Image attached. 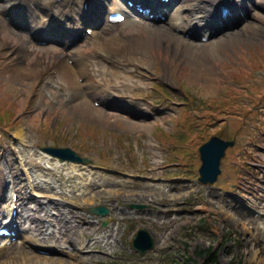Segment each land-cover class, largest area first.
<instances>
[{
	"label": "rangeland",
	"instance_id": "rangeland-1",
	"mask_svg": "<svg viewBox=\"0 0 264 264\" xmlns=\"http://www.w3.org/2000/svg\"><path fill=\"white\" fill-rule=\"evenodd\" d=\"M78 1L81 4L82 0ZM116 2L126 6V0ZM244 18L255 21L254 27L241 30L240 22L228 29L241 34L224 48L218 47L221 40L214 37L213 45L202 43L215 51L208 49L202 54L200 50L206 47L201 38L191 40L198 45L195 55L201 54L209 66L208 75H194L197 68L191 60L198 57L174 55L163 46L147 48L137 56L147 62L145 70L142 65L137 69L147 75L148 93L146 102L136 99L134 105L146 103L151 114L140 115L117 106L101 108L100 102L91 99L90 106L107 113L98 117L77 106L79 99L69 101L65 85L61 89L58 84L49 85L50 91L43 97L50 76L58 72L54 71L58 57L54 50L59 46L54 43L37 46L28 59L24 58L27 69L40 63L41 74L21 76L14 86L6 79L8 74H0V160L4 151L10 150L9 158L22 165L21 186L31 181V186H39L33 187L35 194L77 206L83 215L68 224L69 228L76 224L72 233L45 241L36 237L41 243L63 250L65 244H75V238L87 245L101 236L96 247L83 252L72 246L74 254L82 257L78 264H201L204 257L198 256V251L210 248L219 264H264V228L258 225L263 221L249 213H264V0ZM138 27L144 29L140 34ZM157 27L154 21L143 18L117 27L101 24L95 30L99 34L84 35L79 44L85 47L84 53H92L105 37H123L121 51L134 48L131 56L135 57L136 46L152 38ZM6 32L12 34L11 30ZM5 60L0 53V68ZM110 76L99 79L111 82L114 78ZM20 125L26 129L23 143L15 136ZM219 132L234 137L236 148L229 149L223 158L219 180L205 185L199 182L200 142ZM150 141L161 151L160 165L152 163L157 155ZM46 148L72 149L89 159L79 162L87 169L68 173L71 163L76 162H60ZM100 168L109 170H102L105 177L114 171L126 173L130 183L112 187L103 174H97ZM4 169L0 164V176ZM90 173L93 178L86 182L92 181L93 186L79 190L84 185H74L76 177L82 182L78 179H87ZM50 184H63L61 193L50 190ZM94 207H106L109 213L92 215L89 210ZM79 223L82 228H78ZM140 229L148 230L156 241L145 254L132 245ZM18 244L0 255V264H49L37 260L38 254L61 258L65 264L73 261L66 250L31 248L28 244L22 246L29 254L22 255L16 249Z\"/></svg>",
	"mask_w": 264,
	"mask_h": 264
},
{
	"label": "bare ground",
	"instance_id": "bare-ground-1",
	"mask_svg": "<svg viewBox=\"0 0 264 264\" xmlns=\"http://www.w3.org/2000/svg\"><path fill=\"white\" fill-rule=\"evenodd\" d=\"M136 1L146 6L158 2L157 0ZM262 2L263 0H173L171 4L173 5L172 7H169V5L165 7L159 6L162 15L166 16L165 19L158 17L157 20H153L155 23L159 24L157 27L159 28L158 31L152 34V38L136 46L135 57H132L131 53L134 48L124 53L121 51V43L125 41L123 37H105L104 41L98 43V49L92 53H84L85 47L83 45L75 47L79 37L82 36L84 30L88 28H98L101 24L109 27L118 26L108 22L109 15L104 18L99 13L101 10L105 11L110 6H116L117 9H114L115 11L123 10V8L119 6V4L114 3L113 0H82L81 4L78 0H0V14L10 17L9 20L0 18V39L3 43L7 44L4 46L2 42H0V53L6 57V60L0 68V74L3 76L8 74L6 79L11 86H14L16 79H20L21 76L29 77L33 72L41 74L43 68L40 63L33 64V68L27 69L23 64L24 58L27 57L28 59L29 54L36 51L35 47L39 46V42L37 41H42V39L56 41L61 47H55L56 50H54L58 52V57H56L57 62L54 64V71L58 72L55 76H50L48 86H46V90L42 92L43 97H45L47 90L50 91L48 89L49 85L58 84L57 86H59L60 89L65 85L67 86L65 91L69 101L79 99L77 106L83 107L84 111L93 113L98 117L102 115L105 116L107 113L100 112L95 107L90 106L89 100L91 99L100 101L101 108L117 106L123 111L130 110L140 115L151 114L150 107L146 103H139V106L134 105L136 99L146 102L145 98L148 93L144 79L147 75L141 72V69H137L142 65L143 70H145L147 62L139 60L137 56H139L140 53H145L147 48L152 50L155 45L163 46L164 48L170 49L174 55L182 53L184 57H198V59L191 60L193 67L197 68L194 71V75L199 76L201 73V75H208L210 73L208 69L209 66L202 58L201 54H198V56L195 55L194 51L198 49V45L193 43L191 39L194 37L209 36V41H211L212 37L218 35L222 29H229V27H232L231 25L236 22L242 23L243 26L241 30L253 28L255 21L245 19L244 14L246 12H253L257 7L261 6ZM86 5H88L87 10H85ZM68 7L71 8V10L66 12L65 10ZM223 8L229 10L226 16H223ZM153 13L158 14V10L156 9ZM256 20H258V18H256ZM135 22H137V19L133 18L125 20L123 24L126 23L129 25ZM141 25L146 26V24L143 23H141ZM147 26L149 25L147 24ZM9 30L12 31V34L6 32ZM177 30H180V32H177ZM136 31L140 34L144 29L138 27ZM107 32L108 31H104V33ZM97 34H99V32L94 30L92 35L95 36ZM240 34L241 31L239 30H226L217 37L218 40H221L218 47L220 49L224 48L229 40ZM152 43L156 44L151 45ZM210 45H213V41ZM203 47L206 48L200 50L202 54H204L205 50H214L208 48L209 45H204ZM83 54L87 55L83 56ZM67 57H69V59H74L73 64L69 63ZM181 60L182 59H180L179 62H181ZM108 73L114 78L113 81L104 83L99 79V76L103 75H105V78H108L110 76ZM56 78L58 80H56ZM32 85H35V83L33 82ZM107 97H110V102L107 101ZM15 136L19 138L22 143L24 142L27 135L23 125L17 127ZM150 144V148L153 149L155 155H157L152 163L160 165L159 158L161 157V151L159 148H156L151 141ZM8 152L9 150L4 151L3 158L0 160V164L5 166L3 176H0V200L5 202V205L2 206L6 207V216L0 219H3L7 224H18L16 230L21 237V244L17 242L19 243V248L16 249L20 254H29L27 250L23 249L22 245L24 244H31L38 248L47 247L56 249V246H46V244L40 243L39 239H36L34 233L36 232L35 227H37V225L35 224L40 221V218L35 213H30L24 205L20 204L21 212L17 215V220L13 221V205L11 204L13 202L14 193H19V203L20 199H28V193L24 191V187H19V190H17L19 181H22L20 176V168L22 167L9 158ZM86 166L85 164L71 163L67 172L73 174L82 173L83 169H87ZM100 170L101 171H98L97 174H103L104 178H106L112 187L121 186L123 188L125 184L130 183L126 181L127 177L125 175H128L126 173L112 171V175L105 177L103 171L109 172V170L103 168H100ZM4 172L7 174L5 175ZM91 172L93 173L94 171L91 170ZM97 174L95 176H97ZM129 176L133 177L132 174ZM72 178H74V176H72ZM77 178L78 177H76L73 184L85 186H81L79 190L82 191L89 186H93L92 181L89 183L86 182V180L93 178L91 173L87 179H78L82 182H77ZM104 178H100V180ZM7 181L13 182V185L11 184L13 194L10 202L5 194L4 188V185L10 184ZM62 185L63 184H58L56 189L59 186L62 188ZM49 189L51 190L52 187L49 186ZM7 203L11 204L6 206ZM65 203V201L57 200H52L51 202L53 206L58 208L59 213L58 217L52 221L54 226L55 224L61 226L63 222H65L64 226H67L71 222L83 217L82 213L77 211L79 210L77 206L66 205ZM44 204V202H41L40 206ZM249 213L257 219L260 218L263 222L258 221V225H262L264 228V213L254 212L253 210H250ZM19 222H21V225ZM88 222V225L92 227L91 221ZM74 227L76 228V225ZM82 227L83 225L79 223L78 228ZM52 230V233H56V230ZM37 231L42 235V226H40ZM49 231L50 228L47 229L48 233ZM77 241L79 240L75 238V244H77ZM99 242L100 240L91 241V243L83 245L82 248L96 247ZM80 244H82V242H80ZM69 248V246L61 248L66 250L73 260L71 263H66L78 264L77 261L82 257L74 254L72 249L68 250ZM63 250L56 249V251ZM6 251L7 246L3 242L0 243V255ZM78 251L83 252L81 249ZM38 255H36L37 260L49 264H65V262H63L64 260L61 258L57 259L56 257Z\"/></svg>",
	"mask_w": 264,
	"mask_h": 264
},
{
	"label": "water",
	"instance_id": "water-1",
	"mask_svg": "<svg viewBox=\"0 0 264 264\" xmlns=\"http://www.w3.org/2000/svg\"><path fill=\"white\" fill-rule=\"evenodd\" d=\"M234 142L224 141L218 137H213L208 143L201 147V156L203 165L200 169V181L205 184H213L218 175L221 173L220 163L221 158L225 155L228 147L234 146ZM94 213H108L106 208L93 209ZM135 248L145 253L148 249L154 246V239L147 230H140L137 237L133 241Z\"/></svg>",
	"mask_w": 264,
	"mask_h": 264
},
{
	"label": "trees",
	"instance_id": "trees-1",
	"mask_svg": "<svg viewBox=\"0 0 264 264\" xmlns=\"http://www.w3.org/2000/svg\"><path fill=\"white\" fill-rule=\"evenodd\" d=\"M197 254L201 257H204V260L201 264H219L217 262L216 252L211 248L199 251Z\"/></svg>",
	"mask_w": 264,
	"mask_h": 264
}]
</instances>
